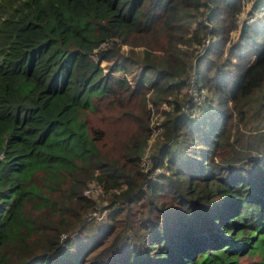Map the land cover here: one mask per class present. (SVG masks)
Instances as JSON below:
<instances>
[{
	"label": "trees",
	"instance_id": "trees-1",
	"mask_svg": "<svg viewBox=\"0 0 264 264\" xmlns=\"http://www.w3.org/2000/svg\"><path fill=\"white\" fill-rule=\"evenodd\" d=\"M244 5L0 0V264H264V15ZM191 79L208 95L185 109Z\"/></svg>",
	"mask_w": 264,
	"mask_h": 264
},
{
	"label": "built area",
	"instance_id": "built-area-1",
	"mask_svg": "<svg viewBox=\"0 0 264 264\" xmlns=\"http://www.w3.org/2000/svg\"><path fill=\"white\" fill-rule=\"evenodd\" d=\"M259 0H245L244 9L240 16V24H242L244 21L248 23H252L254 21H257L260 17L264 15V4L261 3L257 7H254L255 3ZM240 29H238L236 32H239ZM238 33L235 34V36ZM211 42L210 37H206L202 44L199 46V52L205 51L208 45ZM194 73V70H193ZM191 83L187 87V92L189 93L190 99L185 104V109L190 108L192 105L196 106L198 103H201L206 96L208 95V90L206 88L198 89L193 79H191ZM263 96H264V90H263ZM158 131H161L162 128L159 127ZM153 140V136H152ZM142 165L145 170L150 169L153 165V159L150 155V149L147 150V152L144 154L142 159ZM159 169L156 171L158 172ZM156 173V172H155ZM84 193L87 196H91L97 200V205L93 210H91L88 213L89 218H97L102 219L105 215L109 214L111 212L110 206L106 204H102L100 201V197L102 194V186L99 183H91L88 188L85 189Z\"/></svg>",
	"mask_w": 264,
	"mask_h": 264
},
{
	"label": "rangeland",
	"instance_id": "rangeland-1",
	"mask_svg": "<svg viewBox=\"0 0 264 264\" xmlns=\"http://www.w3.org/2000/svg\"><path fill=\"white\" fill-rule=\"evenodd\" d=\"M236 33H238V32H236ZM253 123H254V122H253V120H252L251 118H249V119H248L246 122H244V123H238V122H237V123H236V126H235V134L237 133V135H239V134L246 133V132H247V129H248ZM158 130H159L158 128L155 129V133L153 134V140H152V141H154L155 138L158 137V134H160V133L163 132V130H161V131H158ZM257 131H258V129L252 131V133H254V135H257ZM237 135H236V136H237ZM101 198H102V200H100V201L103 202V201H104V198H105V195L102 196Z\"/></svg>",
	"mask_w": 264,
	"mask_h": 264
}]
</instances>
